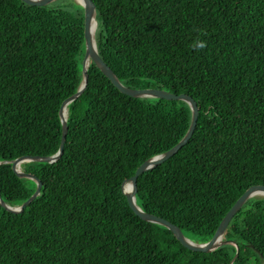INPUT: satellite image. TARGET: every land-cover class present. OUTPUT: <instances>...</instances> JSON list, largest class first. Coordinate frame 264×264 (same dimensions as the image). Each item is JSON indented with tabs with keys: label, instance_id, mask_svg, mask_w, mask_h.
<instances>
[{
	"label": "trees",
	"instance_id": "1",
	"mask_svg": "<svg viewBox=\"0 0 264 264\" xmlns=\"http://www.w3.org/2000/svg\"><path fill=\"white\" fill-rule=\"evenodd\" d=\"M68 1L0 0V195L12 206L37 187L12 161L58 151L60 107L83 79L84 9ZM93 1L99 54L124 85L198 103L192 137L138 177L136 201L208 241L245 189L264 184V0ZM88 74L68 105L62 156L22 163L40 194L21 213L0 203V264H230L235 244L190 250L137 215L122 191L145 160L184 137L189 104L127 95L93 61ZM224 240L239 247L232 264H264V197L242 206Z\"/></svg>",
	"mask_w": 264,
	"mask_h": 264
},
{
	"label": "water",
	"instance_id": "2",
	"mask_svg": "<svg viewBox=\"0 0 264 264\" xmlns=\"http://www.w3.org/2000/svg\"><path fill=\"white\" fill-rule=\"evenodd\" d=\"M25 3L30 5L43 6L50 4L55 0H23ZM80 5L83 6L84 9V35H85V44L86 50L82 61V74L83 79L79 86V89L76 93L67 97L60 107V119L62 123V137L58 151L51 156H41V155H22L15 158L12 161V169L14 172L20 177H27L33 179L37 183L36 190L34 193L21 205H9L8 203L2 200L0 195V203L9 211L14 213H21L24 211L25 207L32 202L41 192L42 182L41 180L33 173L25 172L22 170V163L29 161H46V162H55L58 160L63 152L64 145L68 132V105L76 100L86 89L89 81L88 68L90 62L93 61L98 68L111 80V82L123 93L139 98H164L169 100H183L187 102L192 111V119L191 124L189 126L188 131L184 135V137L175 144L172 148L165 151L164 153L155 155L147 160H145L135 171V173L125 179L122 183V191L126 195L128 203L130 207L134 210V212L139 215L142 219L158 223L164 225L168 229L172 231L174 236L181 242L183 246L193 251H203L210 252L218 248L219 246L226 243L235 244L237 251L234 258L231 260L230 264L234 262L236 257L239 254L238 245L231 240H224L225 231L234 217V215L242 208V206L252 197H264V184H254L245 189V191L239 196L233 206L229 209L226 215L223 217L220 222L215 234L211 239L205 242H196L189 237H187L182 229L171 222L170 220L163 218L161 216L149 213L144 211L136 201V194L138 191V177L148 171L151 170L158 165L162 164L170 157L175 155L192 137L195 128L197 126L198 116H199V106L197 101L192 97V95L187 93H174L160 88L148 87V88H131L124 85L117 74L112 70V68L104 61V59L99 54L96 38H95V30H94V22H97L96 19V6L93 0H75ZM98 23V22H97Z\"/></svg>",
	"mask_w": 264,
	"mask_h": 264
},
{
	"label": "rangeland",
	"instance_id": "3",
	"mask_svg": "<svg viewBox=\"0 0 264 264\" xmlns=\"http://www.w3.org/2000/svg\"><path fill=\"white\" fill-rule=\"evenodd\" d=\"M68 0H55V1H53V2H51L50 3V6L51 7H56V6H58V5H65V4H67L68 5ZM69 8V7H68ZM258 198V197H257Z\"/></svg>",
	"mask_w": 264,
	"mask_h": 264
},
{
	"label": "bare ground",
	"instance_id": "4",
	"mask_svg": "<svg viewBox=\"0 0 264 264\" xmlns=\"http://www.w3.org/2000/svg\"><path fill=\"white\" fill-rule=\"evenodd\" d=\"M97 25H98V23L97 22H94V30L95 31H96Z\"/></svg>",
	"mask_w": 264,
	"mask_h": 264
},
{
	"label": "clouds",
	"instance_id": "5",
	"mask_svg": "<svg viewBox=\"0 0 264 264\" xmlns=\"http://www.w3.org/2000/svg\"><path fill=\"white\" fill-rule=\"evenodd\" d=\"M202 46V45H201Z\"/></svg>",
	"mask_w": 264,
	"mask_h": 264
}]
</instances>
